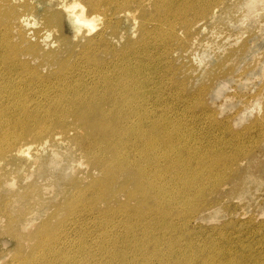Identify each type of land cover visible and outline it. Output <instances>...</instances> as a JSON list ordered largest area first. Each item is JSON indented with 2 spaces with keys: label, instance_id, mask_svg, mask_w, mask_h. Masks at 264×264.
<instances>
[{
  "label": "rangeland",
  "instance_id": "374dc122",
  "mask_svg": "<svg viewBox=\"0 0 264 264\" xmlns=\"http://www.w3.org/2000/svg\"><path fill=\"white\" fill-rule=\"evenodd\" d=\"M216 1L219 0H175V11L171 13L175 33L161 34L160 38L156 35L157 40L151 43L155 38L152 34L149 39L144 36L142 11L136 13V39L132 38L136 27L132 20L119 25L123 40L119 45L129 41L128 48L134 53L124 65L135 71L140 64L135 54L142 52L144 46L152 52L150 62L142 57L143 62L146 59V69L151 71L148 78L154 77L144 92L154 93L149 103V119H153L148 125L153 120L166 124L162 130L168 133L161 131L165 135L161 136L162 142H174L172 147L178 150L175 157L187 167L182 169L205 185L177 195L180 216L144 219L138 225L140 230L134 227L131 233L118 214L104 229L97 220L106 215L96 212L86 218L80 231L67 233L66 243L71 248L78 247L80 234L85 235V245L98 250L92 258L94 264H141L139 258L146 255L152 256L150 264H178L180 259L182 264H264V0H224L205 17L206 7L212 3L215 6ZM32 2L37 12L30 17L39 22V27L26 30L43 27L44 34L46 28L41 22L45 10L56 11L59 6L56 0ZM177 10L184 12L176 14ZM156 12L157 7H152L147 14L156 18ZM198 20L201 21L197 23ZM63 32L73 39L75 33L67 20ZM51 33L52 41L61 34L57 29ZM52 41H44L45 50L51 49L45 43ZM104 57L108 59L109 55ZM31 107L37 108L34 104ZM170 126L174 132L171 136ZM51 131L46 136L27 139L46 144L34 145L23 155L10 154L0 162V258L10 256L5 264L15 255V232L28 233L31 226L44 229L46 220L51 219L54 232L63 235L55 226L69 214L61 205L74 192L73 186L107 174L90 162L91 155L81 146L82 139L89 135L76 120L71 117L67 128L55 126ZM7 132L12 136L16 129L7 126ZM55 132L59 133L58 139L52 137ZM120 178L121 183L125 182L126 177ZM139 200L130 201L127 195L117 192L111 205L99 202L103 209L116 211L127 203L130 211ZM142 230L157 232L142 234ZM134 234L138 235V244ZM99 235L110 240L106 249L101 246ZM142 237L153 242L149 248L139 250ZM157 244L161 248H156ZM61 245L58 244L59 249ZM87 254L84 255L89 263Z\"/></svg>",
  "mask_w": 264,
  "mask_h": 264
},
{
  "label": "bare ground",
  "instance_id": "6f19581e",
  "mask_svg": "<svg viewBox=\"0 0 264 264\" xmlns=\"http://www.w3.org/2000/svg\"><path fill=\"white\" fill-rule=\"evenodd\" d=\"M56 1L59 9L45 10L46 15L41 23L46 32L41 34L43 27L26 30L22 22L36 11L32 0H0V162L5 161L10 154L23 155L30 152L34 145L46 144L41 140L29 142L27 139L30 136L40 138L51 134L55 126L65 129L68 119L72 117L89 135L87 138L82 137L85 139H82L81 146L91 155L90 162L107 174L102 179L87 183L78 181L73 186L74 192L61 205L69 214L55 226L62 230L63 235L54 232L50 226L53 223L51 219L46 220L44 229L31 226L28 233L15 232V255L6 264H94L92 258L98 250L85 245V235L80 234L78 247L71 248L66 243L67 233L80 231L85 226L86 218L89 219L96 212L106 215L103 219H96L100 223L99 227L104 229L111 226V217L118 214L125 220L128 232L134 227L140 230L138 225L144 219L157 221L173 215L180 216L177 215L182 212L177 205V195L205 185L204 181H194L188 171L182 169L187 167L178 156L175 157L178 150L174 151V142H162L161 136H165L161 133L165 131L162 126L166 124L159 125L156 123L158 121L153 120L148 125L153 119H149L152 116L149 109L154 93L144 92L154 77L148 78L151 71L146 69V59L143 62L142 57L149 59V62L152 60L150 47L144 46L142 52L135 54L140 64L133 71L124 65L125 61L133 58L134 53L128 48L130 42L119 45L122 38L119 25L126 19L136 20L138 10L144 13V36L149 39L148 35L152 34L155 38L150 43L157 40L156 35L160 38L161 34H174L175 24L171 13L175 11V0H82L88 15H101L104 22L94 36H82L76 42L63 32L67 14L60 8L63 0ZM218 2L224 0L216 1L215 6L212 3V7H206L203 15L212 14ZM134 4L136 8H132ZM188 6L185 5L184 9ZM152 7H157L156 18L147 14ZM129 12L132 16L128 15ZM182 12L177 10L176 14ZM56 29L61 34L51 43H57L58 47L45 50L43 43L47 34ZM104 55H109V58ZM32 104L37 108L32 109ZM7 126L16 129V134H8ZM58 134L55 132L52 137L58 139ZM121 176L126 177L123 183L120 181ZM117 192L127 195L130 201L140 200L130 211H127V203L119 205L118 211L103 209L99 201L102 200L106 206L111 205ZM139 195L142 197L138 198ZM129 222L135 225H126ZM154 231L157 232L142 230L140 233ZM134 238L137 239L138 235ZM109 241L99 235L103 248L108 247ZM150 242L153 240L145 238L139 243V250L149 248ZM58 244H62L60 249ZM161 246L157 244L155 247ZM86 253L90 258L89 263L84 255ZM178 255L180 258L181 255ZM149 259L151 263V255L141 256L138 262L150 264ZM182 263L180 259L178 264Z\"/></svg>",
  "mask_w": 264,
  "mask_h": 264
},
{
  "label": "clouds",
  "instance_id": "9594fccd",
  "mask_svg": "<svg viewBox=\"0 0 264 264\" xmlns=\"http://www.w3.org/2000/svg\"><path fill=\"white\" fill-rule=\"evenodd\" d=\"M60 8L67 14L68 23L71 26L73 32L75 33V35L73 36L74 42L80 40L82 36L90 38L101 30V27L104 22L103 16L98 14H93L89 16L88 9L86 5L82 2V0H71V3H69V0H63V2L60 4ZM128 15L132 16V13L129 12ZM30 20L32 21V23H29ZM22 22L28 28L39 27V25L35 22V18L33 17H26L23 19ZM133 22L136 27L132 29V38L136 39L139 35V33L136 31V28L139 26V21L134 20ZM29 35H32V33L29 32ZM52 40L53 34L49 32L46 36V41ZM122 42L123 40L121 39V43ZM49 46L55 48L58 45L55 42L51 43L50 45L45 43L46 48ZM6 259H10V256L0 258V264H5Z\"/></svg>",
  "mask_w": 264,
  "mask_h": 264
}]
</instances>
